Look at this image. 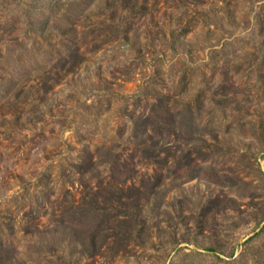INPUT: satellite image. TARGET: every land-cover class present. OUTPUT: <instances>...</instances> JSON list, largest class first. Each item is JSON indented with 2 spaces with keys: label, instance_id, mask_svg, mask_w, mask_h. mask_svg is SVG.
Segmentation results:
<instances>
[{
  "label": "rangeland",
  "instance_id": "374dc122",
  "mask_svg": "<svg viewBox=\"0 0 264 264\" xmlns=\"http://www.w3.org/2000/svg\"><path fill=\"white\" fill-rule=\"evenodd\" d=\"M0 264H264V0H0Z\"/></svg>",
  "mask_w": 264,
  "mask_h": 264
}]
</instances>
